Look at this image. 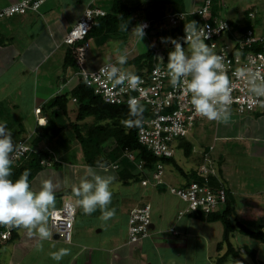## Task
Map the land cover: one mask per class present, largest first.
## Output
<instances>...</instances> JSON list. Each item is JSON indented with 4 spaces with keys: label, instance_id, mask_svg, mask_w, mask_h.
Returning a JSON list of instances; mask_svg holds the SVG:
<instances>
[{
    "label": "crops",
    "instance_id": "0c3cea01",
    "mask_svg": "<svg viewBox=\"0 0 264 264\" xmlns=\"http://www.w3.org/2000/svg\"><path fill=\"white\" fill-rule=\"evenodd\" d=\"M16 1L0 0V7ZM100 1L48 0L38 11L29 10L0 19V123L7 125L14 144L27 137L37 149L33 154L44 153V158L51 156L52 165L41 163L43 167L29 176L31 188L39 190L41 182L50 179L56 186L55 207H60L67 198L77 207L70 241L53 231L51 221L49 227L53 238L43 242L35 236H28L25 230L14 229L11 238L2 239L0 236V264H232V261L261 264L264 262V242L239 229L231 232L229 241L239 256L235 252L227 255L230 246L224 239L225 225L220 216L231 205V218L235 224L264 231V111L239 114L231 109L226 124L203 118L187 137L175 140L174 147H181L186 156L199 164L203 150L214 144L213 158L228 191L227 201L214 214L186 211L179 216V211L187 209L188 204L168 190V185L186 186L194 180L199 165L184 169L174 156L169 157L171 160H165V163H173L182 176L164 175L163 183L143 185L142 180L152 179V173L134 167L131 170L128 167L130 160L124 154L115 157L114 136L101 144L103 149L99 155L92 156L90 161L87 159L77 137L78 130L86 135L96 125L106 124L110 119H98L95 115L79 117V101L72 92L82 78L77 74L78 68L67 61L71 47L64 43V38L81 18L85 7L91 3L102 7L97 4ZM125 1L134 9L135 26L139 20H154L139 19V15H134L137 6L145 0ZM147 1V7L157 13L165 8L164 3L175 6L166 14L170 23V13L192 10L203 0H194L187 9L183 0ZM217 1L216 9L220 2L226 6L224 0ZM110 2L111 10L104 8L107 12L112 11L113 0ZM239 24L244 26L245 23ZM174 32V39L182 43L179 31ZM258 32L264 33L260 29ZM128 33L103 32L92 37L90 41L95 48L92 65H99L96 60L104 63L100 54L106 50H122ZM172 47L170 44L164 50H172ZM111 58L107 61L118 62L116 54ZM130 69H136V66L130 65ZM60 95L67 96L65 105L60 104L65 101L61 98L53 106L48 104ZM39 106L42 107L40 116L47 119L44 126L35 113ZM33 154L21 163H13L10 179L15 181L20 177L24 171L21 172V167L28 164ZM98 162L107 165V172L98 168ZM114 164L118 165L115 167ZM176 164L183 170H179ZM88 166L97 169L101 175L114 177L110 185L113 195L109 208L114 207L116 214L107 221L101 219L99 209L85 215L77 204L78 198L73 195V186L79 183ZM147 203L152 205V234L131 242L130 211ZM4 228L0 227V232ZM40 243L42 251L37 250ZM60 248H70L71 254L59 262L52 260L49 253Z\"/></svg>",
    "mask_w": 264,
    "mask_h": 264
},
{
    "label": "built area",
    "instance_id": "2783aa9c",
    "mask_svg": "<svg viewBox=\"0 0 264 264\" xmlns=\"http://www.w3.org/2000/svg\"><path fill=\"white\" fill-rule=\"evenodd\" d=\"M48 0H18L7 6L0 7V19L16 14H23L29 10L38 11ZM217 0H203L201 5L185 11H176L168 15L169 21L175 30L184 33L185 24L195 20L198 28H205L209 39L205 43L216 44L215 52L224 58L226 72L232 81L233 102L231 109L237 113L262 110L264 111V97H254L248 92L244 80L237 78L234 73L238 68H250L264 76V33H259L254 27L244 30L235 29L233 24L221 15L223 2L216 9ZM218 2V1H217ZM107 11L97 5L88 4L81 18L71 27L64 38V43L73 50L78 68L77 74L93 89L94 93L111 104H127L130 97H136L140 104L149 110L143 118V123L138 129V141L146 146L157 158L153 168H148L146 162L140 158L139 151L125 150L124 156L130 160L128 167H133L141 172L150 171L152 179L142 180L143 185L163 183L165 162L162 158L174 156V143L177 138L187 137L193 127L201 120L195 114L190 104V96L186 95L181 88H172L166 75V63L168 54L162 48L153 46L152 56L154 64L150 68H143L140 73L136 69L120 66L117 61H108L98 66H93L91 56L87 52L92 43L87 39L88 34L98 24L101 17L106 16ZM251 18L255 12L249 13ZM153 20H139L138 24H147L145 32L151 28ZM184 38V37H183ZM180 42V41H179ZM184 42V39H183ZM181 43V42H180ZM259 45L261 49H255ZM163 57L161 62L157 57ZM110 64L122 67L125 71H131L139 75L143 83L137 90H130L127 85L113 87V83L100 73V68ZM38 121L47 122L45 116H40L42 107L36 108ZM18 151L14 162H23L35 151L29 138H21L16 144ZM214 145L210 144L202 152V161L197 168L199 179L192 180L186 186L168 185V190L187 202L188 207L179 211V216L186 211L193 213L214 214L219 207L227 201L228 191L219 177L217 165L213 158ZM43 165H52L51 156L41 160ZM118 164H114L116 167ZM77 207L74 201L65 199L62 205L56 208L51 221L53 231L65 241H70L73 235ZM14 229L4 228L0 232L2 239L11 238ZM152 234V205L147 203L143 206L131 209L129 214V239L131 242L139 241Z\"/></svg>",
    "mask_w": 264,
    "mask_h": 264
},
{
    "label": "clouds",
    "instance_id": "9594fccd",
    "mask_svg": "<svg viewBox=\"0 0 264 264\" xmlns=\"http://www.w3.org/2000/svg\"><path fill=\"white\" fill-rule=\"evenodd\" d=\"M120 30L128 32V22L120 24ZM147 24H138L131 30L132 35L142 43L146 36ZM184 43L188 46L185 51L182 44L171 37L161 38L162 43H171L174 50L169 51L166 63V75L172 88H181L190 96V104L197 116L228 123L231 116L232 81L226 69L224 58L215 52L216 44L205 43L209 34L205 28H198V22L193 20L184 26ZM158 60L164 62L163 57ZM127 62L125 55L118 57V64ZM100 73L113 83V87L127 85L130 90H137L143 83L141 77L134 72L125 71L122 67L110 64L100 68ZM234 75L244 80L248 92L254 97H264V76L250 68H238ZM130 116L127 126L139 127L143 123V105L136 97L128 100ZM44 126V122H41ZM18 146L14 144L12 133L5 123H0V227L8 230H25L28 236H35L39 241L51 240L53 233L49 221L56 211L55 185L50 179L43 180L39 190H33L29 183L30 170L25 169L18 179L13 181V163ZM98 168L107 172V165L98 162ZM114 177L101 175L97 169L88 166L84 176L77 185L73 186V195L85 215H91L98 209L101 219L107 221L115 216L116 209L109 208L112 203L110 185ZM38 251L43 250L42 243ZM71 254L70 248H60L50 252L54 261H61ZM240 264V261H232Z\"/></svg>",
    "mask_w": 264,
    "mask_h": 264
},
{
    "label": "trees",
    "instance_id": "16d2710c",
    "mask_svg": "<svg viewBox=\"0 0 264 264\" xmlns=\"http://www.w3.org/2000/svg\"><path fill=\"white\" fill-rule=\"evenodd\" d=\"M112 11L107 12L105 17L99 19L98 24L92 28L90 33L87 36V39L96 38L97 34H101L103 32L108 33H119L125 35L128 33L133 27H135L136 18L133 16L134 9L129 4L126 3L125 0H113L112 3ZM128 22V32L120 30V24L124 22ZM235 29L244 30L245 28L250 27L247 24L244 26L239 23L231 22ZM180 34V38L183 39L184 34L182 30H178ZM255 49H261L259 45H256ZM104 52V50H101ZM171 49L166 50L168 54ZM123 55L125 52L123 51ZM152 49H149L147 52L143 54H139L131 59L127 58L126 64L123 66L130 69V65L136 66L137 73H140L143 68H150L154 64ZM67 61L73 65H76V61L74 58L73 50L70 48L67 55ZM72 95L79 101V117L84 115H95L98 119H110V121L106 124H98L96 125L88 134L83 135L81 131L78 130V139L82 144L85 154L87 155V159L92 160V156L96 157L99 155L101 150V144L111 136H114L116 139V146L113 148V153L115 157H122L124 151L129 150H137L139 151V157L142 158L146 162V166L148 168H153L157 158L146 146L142 145L138 141V129L139 127L132 126L129 127L125 123L128 120H134L135 117L130 116L129 107L127 104H111L105 102L101 96L94 93L93 89L90 88L84 81L81 79L80 84L73 90ZM61 98L65 101H61V105H65L67 103V96L60 95L53 99H51L48 104L53 106L58 99ZM145 111L143 112V118L148 115V108L143 106ZM99 144V145H98ZM43 154H33L32 158L27 162V168L21 167V172L25 169L30 170V175L33 174L36 170L40 169L42 166L41 160L45 157H42ZM165 160H171V158H162ZM179 170H183L178 164H176ZM25 168V169H24ZM199 179L196 175L194 176V180ZM233 214V209L231 205H228L221 214V219L225 225V241L229 243V253H234L235 250L232 247L230 241V234L232 231L239 229L242 233L249 234L261 241L264 242V231L262 230H251L246 226H238L235 224L231 218ZM237 257L238 253L235 252ZM226 256L222 258L224 260ZM264 264V262H261Z\"/></svg>",
    "mask_w": 264,
    "mask_h": 264
},
{
    "label": "rangeland",
    "instance_id": "374dc122",
    "mask_svg": "<svg viewBox=\"0 0 264 264\" xmlns=\"http://www.w3.org/2000/svg\"><path fill=\"white\" fill-rule=\"evenodd\" d=\"M144 1V0H143ZM225 5L222 7L221 15L227 18L229 21L233 23H245L251 27H254L256 31H264V0H224ZM101 5L103 8L111 10V2L110 0H101L97 3ZM148 1L145 0L141 5L137 6V9L134 15H139L137 17L142 18L146 17L147 19L154 18L151 28L149 29L147 35L144 37L142 43L139 42L130 32L125 38V43L123 45V49L119 51H110L106 50L100 57L101 61L108 62L107 60L112 59L111 55H115L119 57L123 55V51L126 53L128 57H134L136 55L147 52L153 46L165 49L170 46L171 43H162L161 38L171 37L174 39L175 37V29H173L171 23L168 22L166 17L167 12L169 13L174 9L175 6L172 4L164 3L165 8L160 10L158 13L154 11L151 7L148 6ZM183 4L185 5V9L187 7H191L194 4V0H183ZM177 7V6H176ZM251 11L255 12V17L250 18L249 13ZM158 16V17H157ZM182 46L185 51L188 52V46L186 43L182 42ZM174 50V47H172ZM95 53V48L91 47V49L87 52V56L90 57ZM97 64H103L100 60H96ZM112 61V60H110ZM210 145V144H209ZM214 145V144H213ZM174 159L184 168L190 169L191 167H196L199 163L189 158L185 155L183 149L181 147H174ZM165 177L168 176H176L181 177L182 175L176 169L173 163H165Z\"/></svg>",
    "mask_w": 264,
    "mask_h": 264
}]
</instances>
